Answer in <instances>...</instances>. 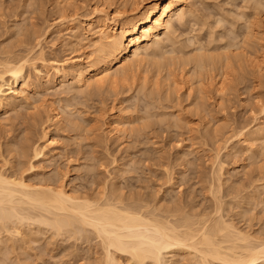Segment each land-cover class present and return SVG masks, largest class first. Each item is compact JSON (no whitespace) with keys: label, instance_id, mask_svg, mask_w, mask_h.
<instances>
[{"label":"rangeland","instance_id":"374dc122","mask_svg":"<svg viewBox=\"0 0 264 264\" xmlns=\"http://www.w3.org/2000/svg\"><path fill=\"white\" fill-rule=\"evenodd\" d=\"M187 1L193 11L175 22V43H163L159 68L149 61L123 81L79 90L71 78L54 82L49 63L80 55L95 60L97 35L81 21L101 0H0V62L33 58L23 69L28 101L0 107V170L33 184L52 181L83 197L113 194L125 205L143 206L141 212L171 219L203 221L215 213L218 197L226 219L264 237V135L246 143L232 132L240 122H249L246 129L264 128V114L251 110L257 95L264 100V85L246 66L236 92L215 95V44L220 53L226 42L240 46L244 22L263 23L264 0ZM125 3L111 0L106 6L129 10ZM219 17L221 24L215 22ZM74 25L80 27L78 37ZM197 52L208 61L202 68L193 60ZM50 109L60 111L64 124L49 121ZM112 116L125 122L118 138L106 132ZM45 131L55 143L44 145ZM34 146L43 147V157H33ZM22 227L14 237L0 231V264H104L93 234L72 238L37 224ZM172 256L165 257L166 264L197 261L187 253Z\"/></svg>","mask_w":264,"mask_h":264},{"label":"bare ground","instance_id":"6f19581e","mask_svg":"<svg viewBox=\"0 0 264 264\" xmlns=\"http://www.w3.org/2000/svg\"><path fill=\"white\" fill-rule=\"evenodd\" d=\"M98 1L100 2V0ZM109 1L111 0H101V4L81 21L88 31L91 28L94 32L91 31V33L97 35V39L92 41V46L98 53H96L95 60H89L80 55L62 62L49 63L54 82L63 84L65 79L71 78L74 82L72 84L77 85L79 90L87 86L98 88L104 84L112 85L117 82V79L121 81L127 79L126 76L129 72L145 66L149 61L159 68L162 63L159 65L158 60L164 57L163 54L166 51H161L163 43L169 41L173 44L170 41L175 39L173 36L175 22H181L193 11L189 8L191 3L189 4L187 0H125V5H129L130 9L122 11L119 9L108 10L106 4ZM257 8L259 7L255 6V10ZM261 10H264L263 7ZM96 13H98L97 16ZM219 19L220 17L215 22H222L223 19H220L221 21ZM251 19L244 22V25L246 24L244 28L247 31H245L241 43L236 41L237 44H241L240 46L235 45L236 43L233 45L226 42L225 47L220 48L224 52L220 53L217 50L219 47L215 44L216 96H225L229 90L234 92L237 83L239 84L243 79V71L246 66L250 67L255 81H258L257 84L264 85V21L260 23L263 28L259 30V22L256 19L251 21ZM78 23H80L79 20ZM230 28L232 27L230 26ZM71 31L75 37L81 35L78 25L71 27ZM230 45H233L236 50L232 51L229 48ZM237 50L238 52H236ZM39 51L40 55L42 52L39 53ZM217 51H219L218 54H216ZM158 55L159 58L155 60ZM207 56L205 57L208 58L210 55ZM30 59L21 57L18 60L7 59L2 61L3 63L0 62L1 108L15 107L19 102L28 101L30 85L24 82L23 69L33 58ZM193 60L197 65L203 66L208 63L201 54L193 57ZM179 62L178 64L183 63ZM178 64L176 63V65ZM201 65L199 67L202 68ZM34 69L37 74H40L36 67ZM39 76L41 77L42 74ZM50 110L49 121L52 120L57 124L65 121L60 115V111ZM251 110L256 115L264 114V100L260 99L258 95ZM253 119L255 120L256 116H253ZM106 123V132L109 136L118 138L125 130V128L123 129L125 122L121 117L112 116ZM240 123L232 132H236L235 134L242 142L251 143L264 135L263 127H256L253 130L246 129L249 122L248 124L247 122L246 124ZM42 139L44 145L55 143L48 131L44 132ZM34 147L36 148H32L34 149L33 157H43V147ZM31 167L33 166L31 165ZM31 167L30 169H33ZM220 168L218 169L220 170ZM220 171L219 176H222ZM12 173L5 174L0 170V231L4 230L12 236L19 235L22 230L20 227L24 224L28 227L31 224L48 227L56 234L68 233L71 237H84L88 233L90 237V234H93L95 239L99 240L104 254L102 255L104 264H131L129 262L133 264H166L168 260L165 261L166 256H172V254L179 256L185 253L192 255V258L194 257L198 261L196 264H264V237L255 236L257 233L254 235L253 232L251 234L244 232L237 227L239 225L236 222L234 224L228 218L226 219L228 214H225V217L224 212L222 213L223 200L220 201L221 199H217L216 196L215 213L209 218H201L204 219L203 221L198 219L200 221L198 222L197 218L191 220L190 218L193 217L185 218L182 214V219L175 217L176 219L173 218V220L169 216L163 217L149 213L152 210L141 212L140 209L143 206L135 208V206L125 205L113 194L103 195V198H97L101 200H97L94 198L95 196L83 197L71 194L62 185H53L52 181L41 183L37 181L38 184L37 182L33 184L34 182H27L22 174H18V177L15 172ZM217 181L218 187L221 186V179H217ZM218 187L216 185L215 188ZM218 189L215 190V193L219 192ZM217 195L219 194L217 193ZM214 215L215 217H213ZM172 216L174 217L175 214ZM259 231L257 232L261 233L263 230ZM76 238L78 239V237ZM177 259L179 261V258Z\"/></svg>","mask_w":264,"mask_h":264}]
</instances>
